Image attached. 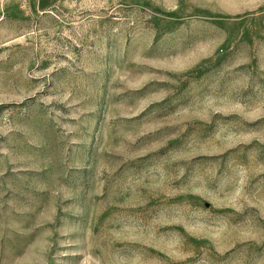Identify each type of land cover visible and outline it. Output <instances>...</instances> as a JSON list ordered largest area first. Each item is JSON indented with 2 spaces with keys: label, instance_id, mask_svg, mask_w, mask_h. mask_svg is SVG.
<instances>
[{
  "label": "rangeland",
  "instance_id": "374dc122",
  "mask_svg": "<svg viewBox=\"0 0 264 264\" xmlns=\"http://www.w3.org/2000/svg\"><path fill=\"white\" fill-rule=\"evenodd\" d=\"M0 264H264V0H0Z\"/></svg>",
  "mask_w": 264,
  "mask_h": 264
}]
</instances>
